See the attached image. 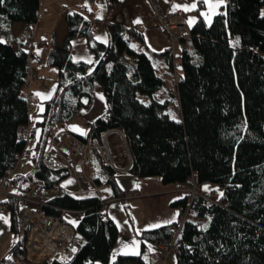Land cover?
I'll use <instances>...</instances> for the list:
<instances>
[{
	"label": "trees",
	"instance_id": "16d2710c",
	"mask_svg": "<svg viewBox=\"0 0 264 264\" xmlns=\"http://www.w3.org/2000/svg\"><path fill=\"white\" fill-rule=\"evenodd\" d=\"M114 1L107 0L110 13ZM39 4L40 0L0 2V179L27 150L37 125L41 134L33 149L34 167L26 173L13 172L10 185L14 193L31 179L41 180L50 189L67 178L68 169L56 166L55 150L49 149L51 125L65 124L88 107L93 84L98 82L107 110L91 124L88 137L92 144L103 143L108 129L120 128L130 150L133 174L158 176L164 184L182 187L212 183L223 192L215 201L202 195L191 200L185 190L182 198L172 202L181 215H187L176 240L175 264H264V0H225L210 23L199 16L190 27L193 47L184 48L181 55V76L175 69L174 48L151 51L138 26L110 19L106 22L109 39L101 41L92 35L91 19L78 11L68 13L63 43L58 45L53 35L50 39L47 62L58 68L56 86L45 102L42 119L27 138L22 127L29 126L30 109L24 88L33 51L24 37L36 22ZM20 23L23 35H14L10 27ZM77 36L87 39L94 57L91 62L73 59L71 41ZM155 54L176 76L180 120L168 113V99L156 98L164 78L157 71ZM139 92L148 97L146 102ZM97 154L101 174L119 196L122 190L114 169ZM94 180L101 183L100 177ZM0 202L10 209L15 232L0 264L109 263L118 229L104 217L96 194L59 192L39 204L48 214L59 215L62 209L83 211L76 225L82 241L74 257L64 262L30 260L25 235L18 233L16 224L17 198L7 196ZM171 225L142 230L140 253L118 254L113 264H150L143 256L144 241L170 244Z\"/></svg>",
	"mask_w": 264,
	"mask_h": 264
},
{
	"label": "crops",
	"instance_id": "0c3cea01",
	"mask_svg": "<svg viewBox=\"0 0 264 264\" xmlns=\"http://www.w3.org/2000/svg\"><path fill=\"white\" fill-rule=\"evenodd\" d=\"M193 2L197 5L195 9L190 8L185 10L183 7H176V5H190ZM155 3L160 5V9L164 14H178L183 16L186 19L189 29L197 21L199 16L204 18L201 13L207 11V5H204L201 0H115L112 13L109 12L107 0H40L38 15L41 16V18L36 21L32 29L30 35L31 43L28 46V48L33 51L31 64L38 80L24 88V94L28 97L29 102L34 104V109L29 112L30 130L42 119L41 115L44 110L45 102L52 97L56 86L58 68L49 65L47 62L50 39L53 35L58 45L63 43V39L67 34L66 15L68 13L78 11L91 19L93 21L92 35L96 39L100 37V39L97 40L101 41H107L109 39L106 30V22L110 19L130 26H138L143 34L146 45L151 51L159 53L168 48H174V54H179L178 59L181 60L184 49L182 36L179 35L178 40L173 43L172 47L171 41L167 37L165 30L162 27H158L154 22ZM200 3H202V6H200ZM224 4L225 2L217 7L215 13L211 15V21ZM192 17L196 19L192 20L190 24L189 21ZM205 21L209 23L208 20L205 19ZM10 30L14 35H23L24 26L21 23L13 24ZM71 54L74 60L91 62L94 58L93 52L89 48L87 39L84 36H77L72 39ZM175 55L174 59L176 57ZM155 57L158 60V66L164 69V64L160 55L155 54ZM162 89L163 86L156 93V98L160 101L168 99L164 95H158ZM171 108L172 105L170 103L167 111L172 117ZM106 110L107 104L101 86L98 82H95L93 84L91 104L76 112L67 123L56 124L55 134L56 146H58V149L67 152L74 138L88 137L91 124L97 118L105 115ZM40 134L41 126L37 125L33 136L27 144V150H25L16 165H20L19 163L22 161L23 156H27L26 154L28 152L31 154L27 157L33 161L32 155L34 145L39 139ZM110 135H112L111 146L109 144ZM107 141L109 147H111L109 149L114 152L115 159L112 158L116 167L106 162L100 153L95 154L102 158L104 164H109L114 169L116 183L122 190L119 196L114 194L108 179L101 174L98 168L99 162L95 154L90 162H84L82 158H79L75 162V173L70 174L67 178L62 180L61 185L65 189L63 192H70L75 195L96 194L99 198H102V212L104 217L113 220L118 229L117 240L108 263L113 264L118 254L140 253L142 243L140 233L142 230L173 223L182 218L185 213L181 215L180 209L173 206L172 202L182 198L186 192L184 187L180 185L174 183L164 184L158 176L139 177L130 172L129 167L131 159L128 156L130 150L127 142H125L124 138L116 130H112L108 134ZM55 160H61V156H59L56 151ZM18 166L16 168L14 167L13 172L26 173L33 169L34 162H32L30 166ZM94 176L100 177V184L95 183ZM204 185L214 184L207 183L202 186L204 187ZM38 186L44 187L43 184ZM42 187L39 188L38 195L33 197H31V194L29 195L27 205L33 211L39 210V204L55 194L53 191L54 194L50 196L47 195L42 192ZM36 189L37 186L33 192ZM5 190L14 192L10 184ZM131 193H135L136 196L130 197L129 194ZM7 196L9 195L4 194V200ZM131 199L132 205H130V209L132 211L134 210L133 213L137 216L135 217L134 215L133 218L130 213H128V216L126 215L123 205L121 204V201L127 202ZM82 215L83 211L66 209L63 214V220L73 225L76 229V225ZM73 220L76 221L75 224L72 223ZM165 221L167 222L165 223ZM149 225L152 226L149 227ZM78 242L77 240V244ZM144 243L145 249L143 256L150 264L176 263L175 252L167 251L161 243L152 241H144ZM113 256H115V258H113Z\"/></svg>",
	"mask_w": 264,
	"mask_h": 264
},
{
	"label": "built area",
	"instance_id": "2783aa9c",
	"mask_svg": "<svg viewBox=\"0 0 264 264\" xmlns=\"http://www.w3.org/2000/svg\"><path fill=\"white\" fill-rule=\"evenodd\" d=\"M39 18H41V16L38 15L36 21L39 20ZM154 22L158 25V27H162L165 30L167 37L171 41L172 47L173 43L178 40L179 35L182 36L184 48L193 47L190 29L187 25L186 19L183 16L178 14H164L160 9V5L155 3ZM35 24L36 22L30 24L28 33L24 39V41L28 44L31 43L30 35ZM8 44H11V42L8 41ZM29 70L30 74L28 76V85L38 80L31 65H29ZM24 96L27 97L26 94ZM29 109L30 111L34 109V104L31 102H29ZM55 126L56 124L51 125L49 149L53 148L57 154L61 156V160H55V164L56 166H65L69 171V175L75 173V162L79 158H82L84 162H90L92 161L93 155L95 153H100L106 162L116 167L110 153L107 137L112 130H116L126 142L125 134L122 129H108L103 136V143L100 145L92 144L89 140V137H87L86 140L74 138L70 149L67 152H63L62 150L58 149V146H56ZM22 131L28 138L31 133L29 126H23ZM30 154L31 153L28 152L26 155L30 156ZM21 157L18 158L17 162ZM129 157L131 158L130 154ZM13 170L14 167H10L6 174L1 177L0 193L16 197L18 200L20 210L16 218V224L18 233L25 235L27 257L37 263L43 262L47 259L58 260L61 262L71 260L75 255L78 244L76 240L75 227L63 220V214L66 209H62L59 215L48 214L40 209L33 211L27 205L29 195L33 192L36 186L42 185L43 182L39 179H31L19 192H8L5 190V188L11 183V175ZM51 189L55 193L65 191L61 185V182L54 183ZM185 190L190 192L188 189ZM129 196L133 197L136 196V194L131 193ZM100 200L103 204L102 198H100ZM6 207L7 204L5 202H0V209ZM184 219L185 216L172 223L171 229L173 230V241L170 244L166 245L159 242L166 249H168V251L175 252L174 249L177 246L176 240L182 229ZM38 230H40V233H38ZM40 239L43 240L41 241L44 243V246L41 245ZM73 249H75V251H73ZM42 251L45 252V256L42 258L43 260H38L36 258V254H40Z\"/></svg>",
	"mask_w": 264,
	"mask_h": 264
},
{
	"label": "rangeland",
	"instance_id": "374dc122",
	"mask_svg": "<svg viewBox=\"0 0 264 264\" xmlns=\"http://www.w3.org/2000/svg\"><path fill=\"white\" fill-rule=\"evenodd\" d=\"M175 56H176L174 59L175 69H176L177 75L181 76L183 73V68L180 64V60L178 59L179 54L178 55L176 54ZM153 62H154V60H153ZM156 68H157L158 73L164 78L163 89L158 95H161V96L164 95L168 98L169 102L172 105V108H171L172 117L175 116L176 117L175 119L180 120L181 119L180 102H179V99L177 97V91H176V86H175V83L177 80L176 76H174L173 72L169 71L168 68L166 69L164 67V69H161V67H159V66H156ZM165 93H166V95H165ZM139 98L144 102H146L148 100V97L145 95H142V93L140 94V92H139ZM111 138H112V135L109 136L110 146H111ZM109 144H108V146H109ZM109 148H111V147H109ZM110 153H111L112 157L115 159L114 152L111 151V149H110ZM32 162L33 161H31L30 158H28L27 156L24 155L22 161L19 163L20 165L18 166V164L17 165L15 164L16 166H14V167L15 168L17 166L23 167V165H29L30 166L32 164ZM40 187H42V186H37V189L31 193V197L38 195V191L40 190L39 189ZM42 188H43L42 192L46 193L47 195L50 196V195L54 194V192L51 188L50 189H47L45 187H42ZM184 189L190 190V199L191 200L196 198L199 195H202V196H205L209 200L215 201L217 199V197L220 195V191H221V189L217 185H208V189H205L203 186H199L195 182H193L190 185H186L184 187ZM3 197H4V194L0 193V201L4 200ZM121 204L123 205V208H124L126 215L128 216V213H130L131 217L133 218V216L135 215L133 213L134 210L132 211L130 209V205H132V199L127 201V202L121 201ZM184 216L186 218L187 215L185 214ZM5 217L7 219H5ZM135 217H137V216L135 215ZM38 233H40V230H38ZM14 237H15V232L13 230H11V211L7 207L0 209V258L9 251V249H10V247L14 241ZM76 237H77V240L79 242L82 241V236L79 233H76ZM41 240L42 239H40V243L42 246H44V243L42 242L43 240L42 241ZM166 250L168 251V249H166ZM44 256H45L44 251H42L40 254H36V258L38 260H43L42 258H44ZM99 264H101V262H99Z\"/></svg>",
	"mask_w": 264,
	"mask_h": 264
},
{
	"label": "snow or ice",
	"instance_id": "6c2138e0",
	"mask_svg": "<svg viewBox=\"0 0 264 264\" xmlns=\"http://www.w3.org/2000/svg\"><path fill=\"white\" fill-rule=\"evenodd\" d=\"M0 2H2V0H0ZM201 2L204 4V5H207V11L206 12H202L201 14L204 16V18L206 19V20H208L209 21V23L211 22V15L213 14V13H215V11H216V9H217V7L220 5V4H222V3H224L225 2V0H201ZM176 7H183L185 10H188V9H195L196 7H197V5H196V3L195 2H193L192 4H185V5H176ZM261 15H264V12H262L261 13ZM196 18L195 17H192L191 18V20L189 21V23L191 24V22H192V20H195ZM97 39H100V37H97ZM239 39H240V37L239 36H237L236 37V42H238L239 41ZM133 47H135V45H133ZM89 71H91V69H89ZM40 95H42V94H40ZM176 117L174 116L173 117V119H175ZM67 183V182H66ZM204 188L205 189H208V185H204ZM220 195L222 196L223 195V192H220ZM5 219H7L6 217H5ZM209 219H211L210 217H209ZM167 221H165V223H166ZM72 223H76V221L75 220H73L72 221ZM152 225H149V227H151ZM201 227L203 228V227H206V225H201ZM122 243H124V242H122ZM73 251H75V249H73ZM113 258H115V256H113ZM7 259H11V257L9 256V257H7ZM69 259H70V257H69ZM95 264H99V261H97V262H95Z\"/></svg>",
	"mask_w": 264,
	"mask_h": 264
}]
</instances>
